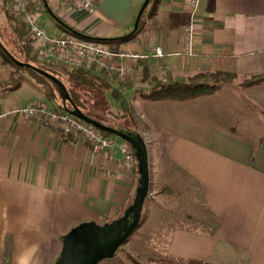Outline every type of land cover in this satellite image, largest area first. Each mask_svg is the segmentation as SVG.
Returning <instances> with one entry per match:
<instances>
[{
    "label": "crops",
    "instance_id": "crops-1",
    "mask_svg": "<svg viewBox=\"0 0 264 264\" xmlns=\"http://www.w3.org/2000/svg\"><path fill=\"white\" fill-rule=\"evenodd\" d=\"M48 2L65 22L101 37L130 32L138 13L137 0H95L93 8L75 6L74 0ZM154 2L132 38L109 43L113 50L139 54L137 58L116 57V64L128 66L127 76L119 79L107 70L91 69L107 76L110 88L124 93L130 109L143 101L156 103L165 108L167 117L151 114L144 124L130 110V117L112 114L113 120L106 121L141 134L147 146H159L157 157L149 162L150 190L166 182L175 195H155L154 200L171 212L191 211L183 214L185 221L174 222L167 230L170 257L212 264H264V133L258 134L250 125L244 130L251 135L239 132L234 126L239 123L237 117L236 121L232 118L234 125L230 123L232 111H238L235 106L249 113L254 100H247L245 90L238 92L235 84L218 86L190 100L151 98L138 92L141 82L144 93L150 90V76L166 70L192 75L214 68L216 59L228 54L235 57L238 77L261 70L264 0H200L193 15L189 0ZM42 4L40 23L45 27L42 17L48 10L43 0ZM33 7L34 3L29 5ZM181 12L189 13L187 22L175 15ZM50 16L53 27L60 30L45 28L52 34L66 33L65 26ZM157 45L164 48L162 56L154 55ZM4 65L0 53V78ZM28 80L46 95L40 82L33 77ZM79 88H84H76L80 94ZM112 89L106 88L104 94L108 97ZM31 96L17 104L0 99V264H53L71 228L120 217L133 202L139 184L137 163L125 165L118 145L113 155L93 154L88 143L60 134L45 121L26 118L20 110L38 99ZM49 99L55 105L38 100L66 110L58 97ZM222 118H229L228 122ZM181 194L188 197V203L184 199L179 207L175 201ZM128 247L139 255L136 247ZM98 264L131 263L123 252Z\"/></svg>",
    "mask_w": 264,
    "mask_h": 264
},
{
    "label": "trees",
    "instance_id": "trees-1",
    "mask_svg": "<svg viewBox=\"0 0 264 264\" xmlns=\"http://www.w3.org/2000/svg\"><path fill=\"white\" fill-rule=\"evenodd\" d=\"M39 1L42 2V0ZM12 2L13 0H0V10L1 7L3 6V10L7 13L9 19L13 22H16L14 25L13 36L9 35L7 36V38L10 39L14 47H17V50L13 51L12 49H7L6 46H4L1 43V39L4 35L0 32V53L4 58V64L10 62L14 65L15 69H13L12 72L8 74V76L0 78V88L11 86L12 84L15 83V79L17 76L26 73L27 76L35 78L38 82L42 84V87L44 88V91L48 97L50 98L58 97L59 99L64 101V104H61L62 107L66 108V110H71V111L74 110V107L72 106L71 102H69L67 99L64 98L60 87L59 86L57 88L54 87V85L57 86L55 82H53L51 79H49L47 76L43 75L42 73L38 72L33 67L18 65L10 57L9 54H12L13 56L19 58L22 61L30 62L38 67H41L55 74L57 77H59L61 80L65 82L74 103L79 108H81L86 114H88L92 118L101 120L106 124L120 128L119 126L115 125V123L114 124L108 123L105 119L99 117L95 112L88 110L87 106L85 105V102L82 100L78 90L74 86V84H77L78 87L85 86L91 90H94V88H96L98 89V91L104 94L106 88L112 89L110 88V84L108 82L107 76L92 73L93 71L90 67H85V66L74 67L68 65H61L41 59L38 52L33 51L34 49H33V45L30 43V38H29L30 31L28 27L25 25V23L22 20H20V18L12 10L11 7ZM146 9L147 6L142 13L138 29L129 37L126 38H122V36L101 37V36L91 35L88 33L86 34L97 37L94 39L107 43H110L114 40L130 39L139 31L141 22L143 20V15ZM175 15L178 17V20L182 23L187 22L189 19V13L181 12ZM64 29L66 33L76 34L70 31L69 29H67L66 27ZM27 38L28 40H26ZM21 52H24L26 54L25 59H21L19 57V54ZM234 59L235 57L232 56L231 54H228V56L218 57L216 59V65L214 68L202 69L192 75H181L172 70H166L160 75L150 76L148 82L150 83L151 87L149 88L150 89L149 91L145 92V95L151 98H159V99L190 100L201 94L211 92L216 87H218L219 83L226 80L236 79L239 76L238 72L236 71L233 65ZM96 79L100 81V83H98ZM243 81L245 85L264 83V66L259 71L251 72L250 74L244 75ZM111 95L113 96L114 101L117 103L116 112L113 111L112 114L117 118H121V117L123 118L127 116L130 117L131 116L130 103L127 97H125L124 93L114 88L112 89ZM101 131H103L106 135L115 136V134L105 131L103 129H101ZM132 150L134 151L133 148ZM135 163H137V160ZM155 193L160 197L168 198L175 195V190L170 184L166 182H160L156 188ZM120 249L123 250L125 256L127 257V259L131 264H142L130 251L128 250L126 251L122 247H120L118 250ZM157 264H212V263L207 260L196 259V258H189L187 259V261L184 262L176 261L169 258H159L157 260Z\"/></svg>",
    "mask_w": 264,
    "mask_h": 264
},
{
    "label": "rangeland",
    "instance_id": "rangeland-1",
    "mask_svg": "<svg viewBox=\"0 0 264 264\" xmlns=\"http://www.w3.org/2000/svg\"><path fill=\"white\" fill-rule=\"evenodd\" d=\"M144 1L145 0H137L138 11ZM154 6H155V2L153 0L149 4L147 10L148 11L152 10ZM42 21L48 30L53 31L52 28L55 29V27H53L54 20L51 18L48 11H44ZM15 23L16 22H13L9 19L7 13L3 10V6H2L0 10V32L4 36L1 39V43L4 46H6L7 49H12L13 51L17 50V47L13 46L12 42L10 41L9 38H7V36L9 35L13 36ZM133 26H134V22L132 23L130 28L133 29ZM58 28H56L55 30H58ZM26 40H28V38ZM19 57L21 59L22 57L26 58V56L23 55L22 53L19 54ZM13 69H15V67L12 63L10 62L6 63L4 65L2 76L3 77L8 76V74L12 72ZM27 78L29 79L27 74L24 73L23 75L17 76L15 79V83L12 84L11 86H6L5 88H1L0 99L7 100L9 103L17 104L26 98L32 97L31 95H35L38 96V99H42L43 101H46L49 105H55L53 100L49 99V97H47L42 91H40L35 85H33L31 81H29ZM243 82H244L243 77H237L236 79L233 80L223 81L218 85L219 87L222 88L225 87V85L235 84L236 86L235 88H237L238 92H242L245 90L247 100L249 101L254 100V103L251 102L252 104L249 105V107L247 108L249 110V113L242 106L240 105L235 106L234 110L237 109L238 111L237 112L232 111V115H230L231 116L230 123L231 125H234V123H232L233 122L232 118H235L236 121V117H237L239 123H235L234 126L237 127V130L239 132L244 131L245 133L251 135V133L246 132L244 130L245 126L250 125L256 129L258 134H263L264 133V83L245 85ZM144 84L145 83L141 82V86L138 91L143 95H145L143 91ZM74 86L75 88H78L77 84H74ZM54 87L57 88L58 85L57 86L54 85ZM81 87L84 89L81 90L79 88L80 97L85 102L87 109L95 112L99 117H102L107 121H112L113 120L112 112L113 111L116 112L117 109V103L114 101L113 97L110 94L107 97L105 94L100 93L97 90H91V89L89 90L86 89L84 86ZM242 98H240V103L244 101ZM261 98L262 100H260ZM154 104L156 103L143 101L141 103H137L136 105H133L130 110L132 111L134 117L138 119V121L141 120L144 124H146L149 122L151 118V114H156V117H159L162 114H164V116L166 115V110L164 111L165 108L156 106ZM224 111L225 110L223 109V112ZM190 112L193 114V111ZM153 116L155 117V115ZM165 117H167V115ZM222 119H223L222 120L223 123H226L228 122L227 119L229 118H227L226 120L224 118ZM240 120H242V123H240ZM156 145L157 144H153L152 146H147L149 162L152 161L155 158V156L157 157L158 155L156 152L157 149H159V146ZM153 187L154 184L152 185V188ZM150 193L152 194L151 195L149 194L147 196V200L143 208V212H145L143 220L140 222V225L133 231L130 237L122 244L121 247L126 251H127L126 247L130 245L136 247L137 250L140 252L138 256L133 254L131 251L130 252L142 264H157V260L159 258H169L182 262L187 261V259L184 258L170 257V255L168 254L167 247L169 244V239L167 236V230L169 228L171 229L174 222H181L183 220L185 221V216L183 217V214L187 215L191 213V211L190 210L187 211L186 208L184 210L180 209L172 212L168 211L166 208L163 209V207H159L156 201L154 200L155 199L154 196L156 195L155 191L150 190ZM184 199H185V205H187L188 197L183 198L182 194L178 196V199L175 201V204L181 207L180 202H183ZM162 201L169 203L173 202V200H165V199H162ZM116 254L122 255L123 250L122 249L118 250Z\"/></svg>",
    "mask_w": 264,
    "mask_h": 264
},
{
    "label": "built area",
    "instance_id": "built-area-1",
    "mask_svg": "<svg viewBox=\"0 0 264 264\" xmlns=\"http://www.w3.org/2000/svg\"><path fill=\"white\" fill-rule=\"evenodd\" d=\"M74 1V5L80 8L95 7V0ZM32 3H34V7L29 9V5ZM199 3L200 0H189V9L192 15L198 9ZM11 7L28 27L33 49L38 52L41 59L48 62L78 67H95L107 70L111 75L115 73L118 78L124 79L129 70L128 66L124 63L116 64V57L120 55L137 58L139 56L133 52L113 50L109 43L94 38L82 37L73 33H50L40 23L43 4L39 0H13ZM163 54V46L157 45L154 55L162 56ZM20 111L26 118L45 121L62 135H71L88 143L93 154L105 152L113 155L118 145L123 154L125 165L132 166L136 162L134 152L127 141H119L114 136L106 135L100 128L70 110H57L41 100L33 99Z\"/></svg>",
    "mask_w": 264,
    "mask_h": 264
},
{
    "label": "water",
    "instance_id": "water-1",
    "mask_svg": "<svg viewBox=\"0 0 264 264\" xmlns=\"http://www.w3.org/2000/svg\"><path fill=\"white\" fill-rule=\"evenodd\" d=\"M43 1L48 12L67 29L82 37L97 38L75 29L51 9L48 0ZM149 2L150 0H145L143 2L136 15L133 29L123 35L122 38L129 37L138 29L142 13ZM9 55L18 65L33 67L38 72L55 82L60 87L64 98L71 102L74 107L72 112L94 126L120 136V138L127 141L134 149V155L137 160L139 172V184L136 188V194L133 202L125 209L122 216L111 221L104 223L86 221L74 226L63 236V246L61 252L53 263L98 264L103 258L113 256L140 224L143 208L150 191L149 155L145 140L141 134L117 128L106 124L101 120L92 118L74 103L66 84L59 77L30 62L19 60L12 54Z\"/></svg>",
    "mask_w": 264,
    "mask_h": 264
}]
</instances>
